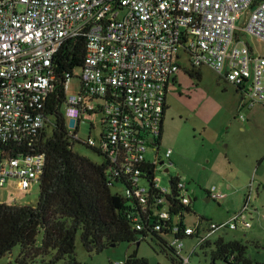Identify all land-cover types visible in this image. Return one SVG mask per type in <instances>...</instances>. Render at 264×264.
<instances>
[{
    "label": "built area",
    "instance_id": "2783aa9c",
    "mask_svg": "<svg viewBox=\"0 0 264 264\" xmlns=\"http://www.w3.org/2000/svg\"><path fill=\"white\" fill-rule=\"evenodd\" d=\"M81 38V73L65 74L62 84L66 131L76 152L87 147L108 164L114 193L139 209L131 217L135 230L169 229V246L182 264H191L215 235L221 233L217 241L239 225L251 228L246 205L226 223L201 220L182 229L193 203L188 184L172 177L168 191L156 173L165 165L166 97L182 54L192 68L208 66L234 86L240 110L264 107V0H0V194L13 184L0 204L26 206L16 196L40 185L46 156L22 151L55 126L45 111L58 79L55 60L64 45ZM72 79L80 80L81 91L69 98ZM96 120L100 131L93 137ZM83 126L87 139L80 137ZM175 234L194 240L191 250Z\"/></svg>",
    "mask_w": 264,
    "mask_h": 264
},
{
    "label": "rangeland",
    "instance_id": "374dc122",
    "mask_svg": "<svg viewBox=\"0 0 264 264\" xmlns=\"http://www.w3.org/2000/svg\"><path fill=\"white\" fill-rule=\"evenodd\" d=\"M250 44L260 49L258 40L248 38ZM181 69L171 82L164 117L160 156L165 162L162 170L156 173L159 185L171 191V178L179 176L188 184L193 199L191 213L185 219L188 228H196L204 222L226 223L249 205L248 220L251 228L239 225L235 231L223 233L226 241H240L246 247V257L252 264H264V107L251 110L239 109L241 97L234 86L220 79L208 66L192 68L182 54ZM191 72H200L201 80L191 77ZM80 74L81 70H75ZM81 91L79 79L69 83L67 96L77 97ZM244 117V118H242ZM97 130L91 135L97 136ZM90 131L83 126L82 139H87ZM78 153L94 163L101 164L103 159L91 149L83 146ZM172 151L170 158L166 152ZM156 152L150 151L154 156ZM169 173H165V168ZM13 184H8L0 194L1 200L9 199ZM40 185L36 184L31 194L20 198L17 203L35 206L38 203ZM222 194L223 197L216 198ZM210 201L207 202L206 199ZM221 234V233H219ZM214 240L216 241V236ZM42 233L37 238V245L42 242ZM172 242V238H167ZM185 249L191 250L194 240H183ZM138 250V257L149 264H180L177 259L167 256L161 248L150 240L135 243H119L109 246L101 253L89 254L81 241V232L76 239V257L81 264H124L127 257ZM20 253L17 247L0 264H15ZM207 254V255H205ZM54 252L50 253V257ZM47 257V261H48ZM210 251L198 250L191 258V264H210ZM33 264H42L38 259ZM57 264H67L65 260ZM216 264H227L217 261ZM242 264V263H239Z\"/></svg>",
    "mask_w": 264,
    "mask_h": 264
},
{
    "label": "trees",
    "instance_id": "16d2710c",
    "mask_svg": "<svg viewBox=\"0 0 264 264\" xmlns=\"http://www.w3.org/2000/svg\"><path fill=\"white\" fill-rule=\"evenodd\" d=\"M85 56L86 40L81 38L64 45L56 57L58 79L45 110L48 115L55 116V126L45 131L30 150L22 151V154L31 152L46 156L39 200L35 206L0 204V259L20 247L15 264H33L40 258L42 264H57L62 260L67 264H81L76 257V239L81 232L82 244L89 254L101 253L119 243L140 245L150 240L182 264L169 246L167 238L173 233L169 229L155 231L153 225H148L146 232L136 231L131 217L139 209L135 210L132 201L114 193L108 164L92 162L76 152L70 143L61 112L67 103L62 84L65 74L83 67ZM189 75L201 80L200 72ZM135 207H139L137 202ZM181 227L183 229L185 223ZM41 233L42 242L38 246L37 238ZM174 237L187 239L177 234ZM207 250L210 251V264L219 260L227 264H252L246 257L247 247L237 240L228 242L221 237L202 248L204 252ZM51 252H54L52 257ZM124 264L149 262L139 258L136 249Z\"/></svg>",
    "mask_w": 264,
    "mask_h": 264
},
{
    "label": "water",
    "instance_id": "95a60500",
    "mask_svg": "<svg viewBox=\"0 0 264 264\" xmlns=\"http://www.w3.org/2000/svg\"><path fill=\"white\" fill-rule=\"evenodd\" d=\"M165 173H169V169H165ZM206 201H207V202H209V201H210V199H209V198H207V199H206ZM138 246H139V244H138Z\"/></svg>",
    "mask_w": 264,
    "mask_h": 264
},
{
    "label": "flooded vegetation",
    "instance_id": "af4514ba",
    "mask_svg": "<svg viewBox=\"0 0 264 264\" xmlns=\"http://www.w3.org/2000/svg\"><path fill=\"white\" fill-rule=\"evenodd\" d=\"M165 169H169V168H165Z\"/></svg>",
    "mask_w": 264,
    "mask_h": 264
}]
</instances>
